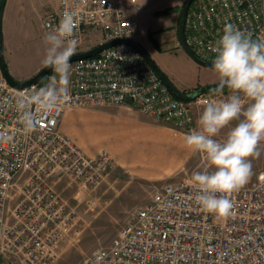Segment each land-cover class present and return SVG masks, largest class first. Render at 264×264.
<instances>
[{"label":"built area","instance_id":"1","mask_svg":"<svg viewBox=\"0 0 264 264\" xmlns=\"http://www.w3.org/2000/svg\"><path fill=\"white\" fill-rule=\"evenodd\" d=\"M66 9L82 16L76 53L96 30L99 43L135 39L139 30L138 0H57L55 6L44 8L42 29L53 31ZM225 23L250 32L253 39H264V0H192L184 37L197 58L213 62L210 46ZM177 45L181 47L179 39ZM71 64L70 101L45 116L28 135L5 100L38 89V84L16 88L0 73V132L11 137L0 142V258L9 264H48L73 226L75 211L55 189V181L65 175L94 188L115 167L108 151L88 156L60 131L68 108L128 104L158 123L190 132L193 109L203 106L204 99L225 95L217 90L190 101L175 97L144 57L123 43ZM195 193L188 179L160 185L117 236L91 252L84 264H264V170L229 196L234 214L226 220L203 212Z\"/></svg>","mask_w":264,"mask_h":264},{"label":"rangeland","instance_id":"2","mask_svg":"<svg viewBox=\"0 0 264 264\" xmlns=\"http://www.w3.org/2000/svg\"><path fill=\"white\" fill-rule=\"evenodd\" d=\"M46 1H14L18 9L11 21L15 34L11 40L12 45L2 34L3 56L8 71L9 68H14L18 72L29 73L37 66H44L42 60L46 45L43 38L47 32L41 27L39 13L41 18L45 8L41 4ZM138 1L141 5L138 15L140 26L135 39L150 55L154 54V61L174 85L188 92L193 89L189 88L193 85H204L212 79L219 82L212 68L201 66L188 59L182 47L177 45V23L185 0ZM10 2L11 0L7 1L6 10ZM6 19L7 17H3V29L6 26ZM100 40V31L96 30L86 38L80 48L89 49L99 44ZM53 75L55 73L52 70L39 81V84L45 86ZM223 94H225L223 99H226L230 91L223 89ZM111 106L113 104L74 107L85 110L102 108L106 111H119ZM202 110L203 106L193 109L194 128L197 127L196 122ZM93 119L81 120L77 124V131L73 132V137L88 147L100 145L105 141V132L100 131L102 127L98 128L97 121ZM152 124L158 125L160 129L168 128L173 136L182 141L181 144L178 147L167 145L165 150L148 149L136 154L123 152L126 155H121L120 158L114 155L110 146H103L102 150L105 149L114 158L115 167L96 187L84 186L65 175L55 181V189L75 212L73 226L64 233L63 239L56 248L55 257L48 264H84L91 252L106 246L117 236L120 229L131 219L135 209L145 205L157 187L165 182L191 180L194 172L203 171L207 167V161L202 154L194 153L185 146L183 138L189 132L158 123L150 117L147 125ZM122 131L119 132L118 137H127L126 130ZM227 131V128L222 130L217 139H223ZM117 148L115 149L117 154H122V152L118 153ZM258 151L259 156L251 160L253 175L245 185L251 184L257 173L264 170V142L258 146ZM55 179L57 177L52 178ZM0 264L9 263L0 258Z\"/></svg>","mask_w":264,"mask_h":264},{"label":"clouds","instance_id":"3","mask_svg":"<svg viewBox=\"0 0 264 264\" xmlns=\"http://www.w3.org/2000/svg\"><path fill=\"white\" fill-rule=\"evenodd\" d=\"M81 19L75 9H66L55 29L45 34L42 63L55 73L49 82L5 100L19 114L25 135L71 99V57L79 45L76 31ZM210 47L215 54L212 70L218 76L219 89L226 87L230 94L226 99L202 100L197 127L183 139L188 149L207 161V167L191 177L196 204L203 212L226 220L234 214L229 196L253 175L251 160L259 156L258 146L264 142V39H253L250 32L225 23ZM226 128L224 138L217 139ZM10 139L6 132H0V142Z\"/></svg>","mask_w":264,"mask_h":264},{"label":"crops","instance_id":"4","mask_svg":"<svg viewBox=\"0 0 264 264\" xmlns=\"http://www.w3.org/2000/svg\"><path fill=\"white\" fill-rule=\"evenodd\" d=\"M7 1L8 0H6L5 2L3 16H2V21H3V17L5 18L7 17L6 26L4 29L2 28V32H3L2 34L4 35L5 40H7L8 43L9 44L11 43L12 45L13 41L11 40L15 34H14V27L13 25H11V21L16 16L17 14L16 10L18 8L16 2H14L15 0H11L9 8L8 10H6ZM56 2L57 0H47L46 2L42 3L41 6L43 8L47 6H55ZM39 19H40V13H39ZM182 51L185 57L191 59L184 52L183 49ZM151 55L154 58V54L151 53ZM42 67L43 66L41 67L37 66L36 68H34V70H32V72L29 73H21L15 70L14 68H9V73L15 80L23 81L30 78ZM213 82L216 81L212 79L205 84L213 83ZM199 86L202 85L199 84L193 85L189 88L194 89ZM38 87L41 88L43 86L41 84H38ZM111 107H113L114 110L119 109V111L118 112L116 111L112 112L111 110L106 111V109H102V108L85 110L83 108L70 107L65 111L64 115L62 116L59 124V129L62 133L70 137L72 141L76 143V145H78L82 149V151L88 156L95 155L97 152L102 150L103 146L104 147L110 146V150L114 151L113 152L114 155H117L120 158L126 155L123 152H129V153L135 152L134 154H136L137 152H141L143 150H148V149L165 150L168 146L178 147L179 144H181L180 142L182 141L178 140L175 136H173V134H171L170 131H168L169 130L168 128L164 127L165 129H160L158 125H153V124L148 126L147 124L148 121H150L151 116L141 112L137 108L132 107L128 104H113V106ZM89 118H94L93 120L97 121L98 128L102 127L100 131L102 130L103 132H105L104 143L100 145H94L88 147L85 146L82 141L77 140L73 137V132L77 131V124L84 119L89 121ZM124 129L126 130L127 137H118L119 132L122 133L123 132L122 130ZM116 147H118L117 148L118 153L122 152V154H117V152L115 151Z\"/></svg>","mask_w":264,"mask_h":264},{"label":"water","instance_id":"5","mask_svg":"<svg viewBox=\"0 0 264 264\" xmlns=\"http://www.w3.org/2000/svg\"><path fill=\"white\" fill-rule=\"evenodd\" d=\"M191 1L192 0H185L181 8L180 16H179L178 23H177V37L180 41L182 49L189 56V58H191L194 62H196L197 64L201 66L212 68V63L197 58L185 41L184 21H185V16H186L188 6L190 5ZM5 2L6 0H0V73L5 77V79L8 81V83L11 86L16 87V88H27V87H30L31 85L38 84L39 81L43 77L48 75L53 69L50 67L43 66L34 75H32L30 78L23 80V81L15 80L10 75L6 67L4 56H3L2 16H3ZM119 43L127 44L131 46L132 48L136 49L144 57V59L149 64V66L153 69V71L167 85V87L170 89L172 94L175 97L183 101H190L206 93L220 90L219 82L208 83V84L199 86L197 88H194L188 92L178 89L174 85V83L170 80V78L164 73V71L156 64V62L154 61L150 53L136 39H133V38H118L114 40L101 42L89 49L75 53V55L71 57V62L75 60L95 56L103 49L110 47L114 44H119ZM224 89H227V88L225 87Z\"/></svg>","mask_w":264,"mask_h":264},{"label":"trees","instance_id":"6","mask_svg":"<svg viewBox=\"0 0 264 264\" xmlns=\"http://www.w3.org/2000/svg\"><path fill=\"white\" fill-rule=\"evenodd\" d=\"M39 84V83H38Z\"/></svg>","mask_w":264,"mask_h":264}]
</instances>
